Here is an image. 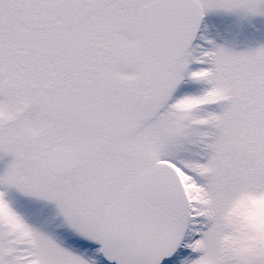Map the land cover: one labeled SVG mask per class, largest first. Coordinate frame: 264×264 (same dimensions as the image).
Returning a JSON list of instances; mask_svg holds the SVG:
<instances>
[{"label":"snow or ice","instance_id":"6c2138e0","mask_svg":"<svg viewBox=\"0 0 264 264\" xmlns=\"http://www.w3.org/2000/svg\"><path fill=\"white\" fill-rule=\"evenodd\" d=\"M0 264H264V0H0Z\"/></svg>","mask_w":264,"mask_h":264},{"label":"rangeland","instance_id":"374dc122","mask_svg":"<svg viewBox=\"0 0 264 264\" xmlns=\"http://www.w3.org/2000/svg\"><path fill=\"white\" fill-rule=\"evenodd\" d=\"M3 163H4L3 161H0V167H3Z\"/></svg>","mask_w":264,"mask_h":264}]
</instances>
